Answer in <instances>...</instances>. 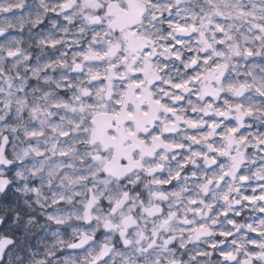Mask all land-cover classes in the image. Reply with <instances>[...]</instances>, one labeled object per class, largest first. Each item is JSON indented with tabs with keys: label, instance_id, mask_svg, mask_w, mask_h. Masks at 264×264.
<instances>
[{
	"label": "clouds",
	"instance_id": "9594fccd",
	"mask_svg": "<svg viewBox=\"0 0 264 264\" xmlns=\"http://www.w3.org/2000/svg\"><path fill=\"white\" fill-rule=\"evenodd\" d=\"M0 264H264V0H0Z\"/></svg>",
	"mask_w": 264,
	"mask_h": 264
}]
</instances>
